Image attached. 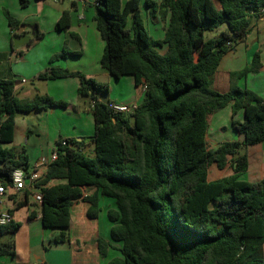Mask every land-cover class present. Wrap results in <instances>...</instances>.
Segmentation results:
<instances>
[{"label":"trees","instance_id":"16d2710c","mask_svg":"<svg viewBox=\"0 0 264 264\" xmlns=\"http://www.w3.org/2000/svg\"><path fill=\"white\" fill-rule=\"evenodd\" d=\"M94 1L104 41L101 66L115 79L131 76L136 86L147 88L135 112L126 114L100 98L109 95L107 84L82 71L51 66L39 76L77 78L78 96L93 104L95 121L93 136L68 138L64 146L58 142L57 160L37 181L42 226L61 230L53 243L70 242L74 203L87 204V217L97 219L100 198L106 197L116 208L107 212L109 240L99 238L96 244L103 258L113 243L121 245V257L108 264H264V178L240 180L249 166L247 148L264 142V101L239 87L215 91L211 82L223 57L247 36L252 18L261 15L264 0H145L151 17L159 13L167 19L160 40L145 26L141 0ZM4 13L11 30L17 29L19 22ZM223 26L219 37L206 39L207 32ZM69 27L65 10L56 30ZM34 30L28 46L44 37ZM76 55L63 49L50 63ZM260 68L258 52L250 66L232 76L256 74ZM15 86L11 79H0V181L7 188L15 170L30 167L26 154L5 147L14 141L16 115L67 106L48 95L21 99ZM229 105L232 128L244 139L211 149L209 118ZM241 111L242 122L235 119ZM87 139L90 153L83 148ZM212 166H230L233 174L210 180ZM88 189L95 191L87 194ZM30 197L25 190L16 208L29 206ZM20 227L14 221L0 226V257L16 256Z\"/></svg>","mask_w":264,"mask_h":264},{"label":"crops","instance_id":"0c3cea01","mask_svg":"<svg viewBox=\"0 0 264 264\" xmlns=\"http://www.w3.org/2000/svg\"><path fill=\"white\" fill-rule=\"evenodd\" d=\"M28 1L29 6L23 9L20 0L19 3L18 0H0V79L13 80L16 83L15 95L21 99H33L37 95H48L54 100L67 103L66 107L56 106L46 110L33 111L29 114L16 115L14 141L5 147L14 149L17 155L26 154L30 166L29 170H31L42 158L50 159L59 141L68 138H76L81 141L83 137L88 138V136L94 135L95 121L91 111L93 104L79 98V80L73 77L56 80L39 78L51 67L52 56L59 53L60 48L67 47V43L70 51L78 53V55L65 58V62L58 63L57 66L71 71H82L99 83L107 84L110 88L107 100L110 103L140 105L145 93L142 87L136 86L133 77L125 76L121 79H115L101 66L104 41L95 21L94 0H71V9H57L49 3L52 0ZM64 1L53 0L54 3H62V5ZM127 1L122 0L123 4ZM154 1L159 3L161 0ZM144 2L145 0H141V15L149 24L147 19L149 13ZM65 10L69 11L70 27L64 31H57L56 24ZM4 11L14 15V18L17 17L19 26L14 31L9 27ZM29 20H34L33 22L37 24L35 28L44 34L41 41L39 40L40 42H34L30 46H28L29 41L24 44H20L19 41L24 37L30 38L28 34L30 27L27 25ZM152 24L160 30L161 38L159 40L163 39L167 19L162 20L159 13H156L152 17ZM14 36L18 37L17 40L14 39ZM47 36L50 37L51 43L45 42ZM258 52L261 62L258 73H251L238 78L232 76L250 66ZM211 82L212 89L215 91L227 93L234 87H239L256 93L264 101V14L252 18L247 36L223 57ZM67 115L70 120L64 123ZM27 119L31 120L33 124L30 125ZM235 119L242 122L244 120L243 111L239 112ZM232 120L231 105L211 114L207 134L211 149H216L228 141H243L244 136L232 128ZM43 139L46 141L44 142ZM87 141L83 147L85 151L88 147L92 149L90 141ZM247 154L248 170L240 176V180L256 183L264 178V142L248 147ZM213 168L216 167L212 166L210 170V180L222 179L233 174L230 166L224 170L216 168L218 171L212 172ZM46 170L47 168H42L40 173L44 174ZM56 183L53 181L50 182V185ZM94 191V189H88L87 194H92ZM28 192L31 194L29 206L17 209L16 202L23 199L24 191L16 192L10 188L7 189L3 204L0 205L2 209L11 210L14 222L21 224L16 234L17 240L25 226L31 231L33 227L40 225L45 231L41 224V211L35 201L34 193ZM100 207L99 217L90 219L86 214L88 205L82 201L74 203L72 224L69 229L71 241L67 243L76 242V247L70 257V264H108L112 259L121 257L119 250L121 245L118 243H113V247L108 249L106 257L103 258L99 253L96 240L99 238L109 240L112 224L107 217V212L116 208L114 201L112 199L107 200L105 197L100 198ZM106 208L107 212L105 211ZM30 214H33L32 219L29 218ZM55 236L57 234L53 233L51 244H53ZM17 240L16 250L19 249ZM32 243L31 235L28 233L22 244L30 250ZM30 252L27 256H21L16 261H19V264H53L47 258L40 259L38 255H35L36 259L32 260ZM17 256L18 252L16 256L1 257L0 264L15 263V259L11 260L10 257Z\"/></svg>","mask_w":264,"mask_h":264},{"label":"rangeland","instance_id":"374dc122","mask_svg":"<svg viewBox=\"0 0 264 264\" xmlns=\"http://www.w3.org/2000/svg\"><path fill=\"white\" fill-rule=\"evenodd\" d=\"M18 3H19V0H18ZM49 3L51 5H53L54 7H56L57 9H60V8L61 9H63V8L71 9V6H70L71 0H65L63 5H62V3L61 4L60 3H54L53 0L51 2L49 1ZM28 6H29V4L26 7H22V8L26 9ZM147 19H148L149 24H147V22H145V26H146L149 34L151 35V37H153L154 39L158 40L159 38H161L160 30H158V27L155 28L153 26L152 17L150 15H149V17ZM147 19H146V21H147ZM7 21H8V19H7ZM33 21L34 20H29L28 23H27V25L30 27L29 30H28V34H29L30 38H33V36H34V28L37 26V24L35 22H33ZM223 28H224V26L221 27L218 30H215V31H212V32H207L205 34L206 39L219 37L220 36V32H221V30ZM40 41H38V42H40ZM50 41H51L50 37L47 36L45 42L51 43ZM63 49H66L67 51H70L68 43H67V47L60 48L59 51L61 52ZM63 62H65V58H60V59L56 60L55 62L51 63L50 66H52V65L53 66L54 65L57 66L58 63L60 64V63H63ZM73 62H78V61H73ZM100 98L102 100H104V101H107L108 96L100 95ZM65 118L66 119L63 122L64 123L69 122V120H70L69 116L67 115ZM27 122L30 125L33 124V122L31 120L27 119ZM35 122H37V120H35ZM88 138H89V136H88ZM87 140L89 141V139H87ZM43 141L45 142L46 140L43 139ZM91 150L92 149L90 147H88L86 152L90 153ZM214 170H217V169L213 168L212 172ZM106 199L107 200H111L110 198H106ZM105 211L107 212V208H106ZM60 232H61L60 229H51V228H45V231H43V229H42V227L40 225H39V227H37V225H36L35 227L32 228L31 231H29V228L27 226L23 227V229L21 230V233L18 235V240L16 239L17 235L15 236V241L17 240L19 242V249L16 250V252H18V256L17 257H14V258L10 257L11 260L15 259V263L13 262L12 264H19L20 262L16 261V260H18V258L21 257V256H27L29 251H31L30 255H32V257H31L32 260H35L36 259L35 255H38L40 257V259L47 258L53 264H70V257L72 256L73 249H75V247H76V242H74L73 244H69V243H53V244H51V242H50L51 239H52L51 238L52 234L55 233V234L58 235ZM28 233H30L31 239L33 241L32 249H30V250H28V248H26L24 246V244H22L23 243V239L25 238V236Z\"/></svg>","mask_w":264,"mask_h":264},{"label":"built area","instance_id":"2783aa9c","mask_svg":"<svg viewBox=\"0 0 264 264\" xmlns=\"http://www.w3.org/2000/svg\"><path fill=\"white\" fill-rule=\"evenodd\" d=\"M260 14H264V8L260 10ZM146 85L142 86L143 91L146 90ZM110 107L121 113L131 114L138 108V104H111ZM62 145H68L67 139L62 140ZM58 153L56 150L52 153L50 159L42 158L39 160L31 170L25 171L23 169H17L13 172L12 183L8 188L20 191H31L34 193L35 201L40 204L42 202V194L36 187V183L41 177L40 170L42 168H48V166L57 160ZM3 182L0 181V205L3 204L4 196L7 194L8 189ZM14 221V216L8 209L0 208V226H5Z\"/></svg>","mask_w":264,"mask_h":264},{"label":"water","instance_id":"95a60500","mask_svg":"<svg viewBox=\"0 0 264 264\" xmlns=\"http://www.w3.org/2000/svg\"><path fill=\"white\" fill-rule=\"evenodd\" d=\"M17 38H18L17 36H14V39H15V40H17ZM29 39H30V38H28V37H24V39L19 40V41H20V44H24V43L28 42ZM254 104H255V102H254Z\"/></svg>","mask_w":264,"mask_h":264}]
</instances>
